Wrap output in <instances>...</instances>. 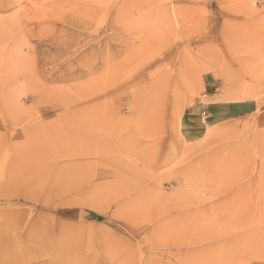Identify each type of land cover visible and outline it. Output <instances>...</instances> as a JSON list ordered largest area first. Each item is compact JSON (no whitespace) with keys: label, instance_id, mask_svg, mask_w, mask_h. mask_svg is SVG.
<instances>
[{"label":"rangeland","instance_id":"374dc122","mask_svg":"<svg viewBox=\"0 0 264 264\" xmlns=\"http://www.w3.org/2000/svg\"><path fill=\"white\" fill-rule=\"evenodd\" d=\"M0 264H264V0H0Z\"/></svg>","mask_w":264,"mask_h":264},{"label":"bare ground","instance_id":"6f19581e","mask_svg":"<svg viewBox=\"0 0 264 264\" xmlns=\"http://www.w3.org/2000/svg\"><path fill=\"white\" fill-rule=\"evenodd\" d=\"M132 12V11H131ZM178 122V121H177ZM121 181V180H120ZM97 196V195H96ZM160 208V207H159ZM155 212V211H154ZM157 213V212H156ZM63 250V249H62Z\"/></svg>","mask_w":264,"mask_h":264},{"label":"built area","instance_id":"2783aa9c","mask_svg":"<svg viewBox=\"0 0 264 264\" xmlns=\"http://www.w3.org/2000/svg\"><path fill=\"white\" fill-rule=\"evenodd\" d=\"M204 115H206V112H204Z\"/></svg>","mask_w":264,"mask_h":264}]
</instances>
